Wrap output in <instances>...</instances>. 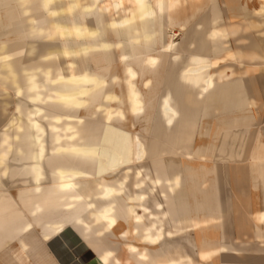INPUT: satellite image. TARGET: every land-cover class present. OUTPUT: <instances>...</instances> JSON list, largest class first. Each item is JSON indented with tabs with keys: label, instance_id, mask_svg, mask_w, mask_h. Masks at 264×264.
<instances>
[{
	"label": "crops",
	"instance_id": "1",
	"mask_svg": "<svg viewBox=\"0 0 264 264\" xmlns=\"http://www.w3.org/2000/svg\"><path fill=\"white\" fill-rule=\"evenodd\" d=\"M115 1L103 0L106 4ZM133 1L123 0L125 5H134L132 18L154 19L146 6L152 0ZM10 2L24 5V20L32 19L27 5L34 0H0V5ZM41 2L46 6L51 0ZM204 14L157 10L156 29L167 20L169 31H179L180 24H186L187 30L188 21ZM1 15L0 84L4 78L12 86L16 83L17 49L9 52V74L2 76V47L17 40L27 46L32 34L25 23L19 32L2 41ZM205 15L209 18V13ZM46 30L41 29V35L49 34ZM229 45H214L209 40L206 56L175 58L173 51L191 53L195 48L171 44L162 49L156 44V60L119 61V65H106L104 76H80L74 71L71 76L69 72L62 94L60 88L57 90L61 101L51 115L55 122L49 140L45 134L47 114L43 108H34L29 127L34 130L31 136L35 143L24 145V190L33 185L32 152L36 184L47 177V165L52 163L51 176L59 180L56 187L63 182L80 185L59 190L58 218L54 214L51 220L40 216L36 222L25 220L20 225L24 232L30 227L40 229L38 237L54 264H113L114 249L109 245L115 243L124 244L140 264L149 258L156 259V264H264V72L260 71L264 62L217 60L235 51L228 49ZM21 55L27 57L26 53ZM90 58L87 67L96 68L98 63ZM127 65L135 71L131 84L126 82ZM113 67L123 70L115 74ZM60 77L56 76L57 83ZM31 79L29 82L34 83ZM4 96L11 132L16 128L15 99L11 92ZM1 100L0 90V125L2 110L7 109H2ZM43 102L41 98V106ZM13 136L9 134L5 142L0 137V212L16 207L18 152ZM61 147L68 149L63 156ZM99 182L121 183L122 191L100 199ZM39 188L35 186L36 191ZM62 193L73 197L64 214ZM129 197L139 220L127 207ZM109 201L114 202L115 222L111 227L97 215V207ZM43 206L38 212L52 207ZM55 222L62 229L43 240L41 236L50 234ZM16 223L15 219L8 223L0 219V229L15 227ZM146 233L155 239L153 243L143 240ZM128 245H135L137 250L131 251ZM141 251L146 254L144 259L137 255Z\"/></svg>",
	"mask_w": 264,
	"mask_h": 264
},
{
	"label": "rangeland",
	"instance_id": "2",
	"mask_svg": "<svg viewBox=\"0 0 264 264\" xmlns=\"http://www.w3.org/2000/svg\"><path fill=\"white\" fill-rule=\"evenodd\" d=\"M42 0H34L32 4H28V11L32 13V23L35 28L42 30L49 29L51 26H57L63 23V20L67 24L69 19L65 13V5L61 4L62 0H51L48 5L44 6ZM81 4L84 8H75L72 11L74 15V21L78 23L80 20L79 10L82 9L83 15L89 19V15H92L91 22L98 30V36L102 39L108 40L113 44L116 40L122 41V53L129 55L130 59H145V60H156V39L155 36H151L152 43L145 45L147 41H142L139 45L138 53L134 56L129 50L126 44V38L124 35L125 28L117 26L115 22H119L126 18L129 20L130 28L135 31H141L143 34L154 32V19H134L133 4L125 5L123 8L114 9L107 11L105 8L106 3L103 0H96L95 3ZM209 3L197 4L199 10H188L182 6L177 9V12H205L209 13V18L204 14L203 18L193 19L188 21L189 26L186 32L176 34L177 30H170V42L173 47L191 45L194 52H182L173 51L172 56L175 58H189L191 54L205 55L209 48V28L214 23H238V34L236 35V42L229 38V43L232 45L228 49L236 50V46L239 47V51L244 53L241 59H256L260 62H264V0H209ZM87 4V5H85ZM153 1L148 3L146 6L151 8ZM23 7L24 5L18 2L2 3L0 5L1 12V40H7L6 38L10 34L17 33L20 27L24 26V23L28 24V20L23 18ZM89 7V8H88ZM152 16V14H150ZM144 17V15H142ZM112 17V18H110ZM121 17V18H119ZM199 17V16H198ZM133 21V23L131 22ZM248 25L249 30L246 31L244 26ZM9 28V29H7ZM47 31V30H46ZM101 34V35H100ZM139 36V35H138ZM140 38V36H139ZM71 47L69 48L70 53L65 55L63 53L64 43L61 41V37L57 34L49 36V34H40L35 37L33 44L30 41L27 46L23 41L11 43L7 42L1 50V74L2 76L9 74V52L13 53L15 49L16 55H18L16 67V83L9 85L8 79H2L0 84V90L2 93L1 107L7 108L2 110V121L0 125V137L2 141H6L8 135L11 134L17 143V191H16V207L9 208L10 210H1L0 219L1 223H8V221L16 220L17 226H1V260L0 264H54L50 255L47 253L44 243L39 239L41 233L40 229L30 227L27 231H23L20 225H23L25 220L30 223L32 219L36 222L39 220L40 214L46 220L53 219V213L38 212V208L42 205L47 208L53 204L54 189L56 183L59 180L52 178L51 167L52 163H48L46 173L47 177H42L43 182L36 184L33 180L37 175L34 173V159L32 152V164L30 174L32 176V189H25L23 175L24 167L26 162L25 158V143H35L32 134L34 130L29 127V121H33V111L35 107L43 108L45 115V134L48 136V140L51 139L52 132V117L57 108L58 93L57 90L62 94L64 85L62 83L67 79L69 72L74 71L82 75H94L104 76L108 71L106 65H119L120 51L112 45L107 49L95 48L93 51L81 50L72 42V38H69ZM3 43V42H2ZM29 44V46H28ZM3 45V44H2ZM33 45V46H32ZM196 45V47H194ZM229 45V46H230ZM26 53L27 57L24 58L21 54ZM22 56V57H21ZM12 57V56H11ZM91 57V58H90ZM89 58L96 60L97 67L90 69L87 67ZM71 61L73 64L69 63ZM13 62V63H14ZM107 62V63H104ZM72 67V68H70ZM74 67V68H73ZM110 69V68H109ZM113 72L120 73L123 70L121 67H113ZM144 70V69H141ZM260 71L264 72V69L260 68ZM56 76L60 77V83H57ZM63 76V77H62ZM35 80L34 83L29 82ZM67 81V80H66ZM63 87V88H62ZM66 90V89H65ZM11 92L14 99L13 108H16V128L14 131L8 130L9 113H8V101H4V94ZM38 95V96H37ZM63 97V96H62ZM61 97V98H62ZM35 98V99H33ZM41 98L44 99L43 106H41ZM6 111V114L4 112ZM5 114V115H4ZM13 128V127H12ZM37 134V133H36ZM35 134V135H36ZM62 135V132H61ZM40 137V133H38ZM60 141L62 142V136ZM67 143H62L61 146H65ZM82 145L84 143H77ZM68 151L67 148L62 149L61 155ZM28 169V167H27ZM34 177V178H33ZM40 186L39 191L35 190V186ZM29 187V186H28ZM26 193V195H25ZM61 198V213L64 214L65 207L73 202L72 196L67 194H60ZM69 206V205H68ZM33 210V212H31ZM67 213V212H66ZM69 213V212H68ZM67 213V214H68ZM46 214V215H45ZM70 214V213H69ZM85 214L84 216H86ZM83 216V217H84ZM114 249L115 257L112 259L113 264H140L133 254H129L126 251L124 244H112L109 245ZM150 256H152L150 254ZM144 263V262H143ZM145 264H156V259L149 258L145 260Z\"/></svg>",
	"mask_w": 264,
	"mask_h": 264
},
{
	"label": "bare ground",
	"instance_id": "3",
	"mask_svg": "<svg viewBox=\"0 0 264 264\" xmlns=\"http://www.w3.org/2000/svg\"><path fill=\"white\" fill-rule=\"evenodd\" d=\"M129 1V0H128ZM132 1V3L134 4L135 1ZM153 1V5L151 6V8H148L149 11L147 10V8L145 9V12H149L150 14H152V16L154 17V20H152L154 22V32L153 33H149L146 35L143 34V32H137L134 29L130 28L129 26V20L124 18L119 22H115V24L117 26H121L125 28V38H126V44L129 47V51L132 53V55L134 54L137 55L138 51L137 49H139V45L142 43V41H147V43L143 44L146 45H150L152 43L151 36H155L156 39V44L158 47H161L162 49H168L171 46V42H170V31L168 29V23L169 21L167 20H163L161 21L160 24V29H156V11L158 10L159 12L162 13H167V12H173V11H177V9L179 7H183V8H187L188 10H199V6L197 7L196 3H186V0H152ZM191 1H198V0H191ZM86 3V0H65L64 1V5H65V13L67 14V18L69 19V21L67 22V24L65 23V21L63 20V23L57 26H51L48 30L49 32V36H52L54 34H57L61 37V41H63V45H64V54H69L70 50L69 48L71 47L70 42H69V38H72V42L75 45V47H78L81 50H86V51H93L95 48L99 47L101 49H107L109 47H111L112 45H114V47H116V49L118 51H120V55H119V61L120 62H126L128 60L131 61V59L129 58V55H126L125 53L123 54L122 51V41L121 40H116L112 43H110L108 40L106 39H102L101 36H98L97 33V29L94 26V24L91 22V19H87L84 17V12H82V9L79 10V15H80V21L78 23H76L74 21V19H71L70 17L73 16L72 14V10L75 8H83L81 6V4ZM88 4V3H87ZM85 4V5H87ZM89 5V4H88ZM123 6V0H116L113 3L110 4H106V9L108 10H113L114 8H119ZM85 8V7H84ZM83 8V9H84ZM89 8V7H88ZM24 12H26V8H24ZM194 12V11H192ZM32 19L30 18L28 21V24H25L24 27H27L28 29V33L32 34L31 37L28 40L31 43L29 44H33V41L35 40V37L37 35H40L41 33H43L41 31L40 28H35L33 26L32 23ZM131 22L133 23V21L131 20ZM171 22V21H170ZM187 23V22H186ZM186 24H180L179 25V31L181 32H176V34H180V33H184L186 32L185 28ZM238 23H214L211 28H209V40L211 41L212 44H223L224 46H228L229 44V38H232V40L234 42H236L237 38L236 35L238 34ZM248 25L244 26V29L246 31L249 30ZM101 35V34H100ZM140 38H139V36ZM32 45V46H33ZM147 45V46H148ZM236 50L234 52H226L224 53L221 57H219V59L217 60H229V59H234V58H238L240 59L242 56H244V53H242L241 51H239V47L236 46ZM133 60V59H132ZM70 64H72V62H70ZM264 69V67L262 68ZM126 82L128 84H131V79H133L134 75H135V71L134 69L130 66L127 65L126 69ZM70 75L72 76L73 74L70 73ZM36 111H38V109L36 108ZM57 146V145H56ZM80 185L78 183H71V182H63L60 183L55 191H54V197H53V204L52 207L50 208V211L47 210V213H53L55 218H58L59 216V207H58V193L59 190L61 189H67L70 187H74V188H78ZM98 193H97V197L100 199H109L110 197H112L113 195L119 194L122 191V185L121 183H118V185H113L110 183H106V182H99L98 185ZM79 197V196H78ZM86 198H89V195H85ZM81 198V197H79ZM127 201H129L128 204V209L132 214H135V219L139 220L140 216L137 215L135 213V205L132 203V198L129 197L127 198ZM93 204V202H92ZM114 202L113 201H109L108 203H104L101 206L97 207V215L101 220H104L107 222L108 226L111 227L114 222H115V217L113 215V211H114V206H113ZM40 209V207L38 208ZM45 212V211H44ZM46 215V214H45ZM42 216V215H40ZM42 219V218H41ZM27 227V225L25 226ZM62 229V225L58 222H55L53 225V228L50 231V234H43L41 236V238L43 240H47L49 238L50 235H53L57 232H59ZM143 240L144 241H150V242H154L155 239L152 238L149 234H145L143 236ZM128 248L131 251H136L137 247L135 245H128ZM137 255L139 256L140 259H144L146 257V254L141 251V252H137ZM161 264V263H160ZM164 264V263H163Z\"/></svg>",
	"mask_w": 264,
	"mask_h": 264
}]
</instances>
